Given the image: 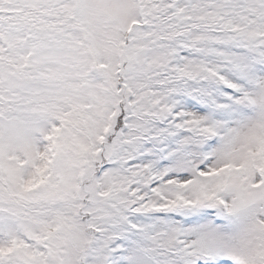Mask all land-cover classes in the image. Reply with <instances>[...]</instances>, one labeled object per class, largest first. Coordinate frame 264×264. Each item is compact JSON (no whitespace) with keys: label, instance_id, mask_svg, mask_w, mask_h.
Listing matches in <instances>:
<instances>
[{"label":"snow or ice","instance_id":"snow-or-ice-1","mask_svg":"<svg viewBox=\"0 0 264 264\" xmlns=\"http://www.w3.org/2000/svg\"><path fill=\"white\" fill-rule=\"evenodd\" d=\"M0 264H264V0H0Z\"/></svg>","mask_w":264,"mask_h":264}]
</instances>
